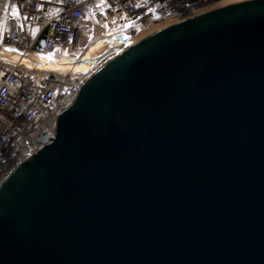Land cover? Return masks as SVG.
Segmentation results:
<instances>
[{
    "label": "water",
    "instance_id": "obj_1",
    "mask_svg": "<svg viewBox=\"0 0 264 264\" xmlns=\"http://www.w3.org/2000/svg\"><path fill=\"white\" fill-rule=\"evenodd\" d=\"M107 42L0 180V264H264V0Z\"/></svg>",
    "mask_w": 264,
    "mask_h": 264
},
{
    "label": "built area",
    "instance_id": "obj_2",
    "mask_svg": "<svg viewBox=\"0 0 264 264\" xmlns=\"http://www.w3.org/2000/svg\"><path fill=\"white\" fill-rule=\"evenodd\" d=\"M236 1L240 0H0V52L15 54L13 59L0 58V180L24 151L37 147L40 134L54 132L58 112L71 103L96 67L60 61L95 57L109 47L107 39L118 34L134 43L167 25ZM86 3L91 4L89 11ZM45 29L44 49L35 51Z\"/></svg>",
    "mask_w": 264,
    "mask_h": 264
},
{
    "label": "rangeland",
    "instance_id": "obj_3",
    "mask_svg": "<svg viewBox=\"0 0 264 264\" xmlns=\"http://www.w3.org/2000/svg\"><path fill=\"white\" fill-rule=\"evenodd\" d=\"M2 21H0V41L2 42L4 39V18H1ZM85 40V39H84ZM8 50H11V47H8ZM11 51H17L12 48ZM47 65L53 66V63H48Z\"/></svg>",
    "mask_w": 264,
    "mask_h": 264
},
{
    "label": "crops",
    "instance_id": "obj_4",
    "mask_svg": "<svg viewBox=\"0 0 264 264\" xmlns=\"http://www.w3.org/2000/svg\"><path fill=\"white\" fill-rule=\"evenodd\" d=\"M90 8H91V4H90V3H86V4H85V9H86L87 11H89ZM86 25H87V23H86ZM85 29H87V27H85ZM86 32H87V31L85 30L84 34H85Z\"/></svg>",
    "mask_w": 264,
    "mask_h": 264
},
{
    "label": "bare ground",
    "instance_id": "obj_5",
    "mask_svg": "<svg viewBox=\"0 0 264 264\" xmlns=\"http://www.w3.org/2000/svg\"><path fill=\"white\" fill-rule=\"evenodd\" d=\"M87 57H89V56H87ZM50 62L54 64V62H52V61H46V64H48V63H50ZM30 150H32V149L29 148V149H27L26 151H24V153H25V152H28V151H30Z\"/></svg>",
    "mask_w": 264,
    "mask_h": 264
}]
</instances>
